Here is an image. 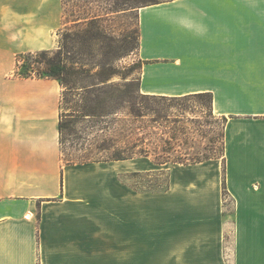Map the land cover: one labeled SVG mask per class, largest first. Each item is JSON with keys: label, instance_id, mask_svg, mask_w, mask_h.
<instances>
[{"label": "crops", "instance_id": "0c3cea01", "mask_svg": "<svg viewBox=\"0 0 264 264\" xmlns=\"http://www.w3.org/2000/svg\"><path fill=\"white\" fill-rule=\"evenodd\" d=\"M62 25V0H0V264H264V0L138 9L140 91L223 118L221 159L192 163L62 162L59 81L13 75Z\"/></svg>", "mask_w": 264, "mask_h": 264}, {"label": "rangeland", "instance_id": "374dc122", "mask_svg": "<svg viewBox=\"0 0 264 264\" xmlns=\"http://www.w3.org/2000/svg\"><path fill=\"white\" fill-rule=\"evenodd\" d=\"M159 1L62 0L63 25L51 50H60L74 86L60 104L63 163L104 159L132 144L133 151L170 163L221 159L223 118L212 112L208 95L167 100L139 89L138 9ZM86 109L113 112L91 116L82 114ZM126 179L135 187L163 188L167 175L158 170Z\"/></svg>", "mask_w": 264, "mask_h": 264}, {"label": "trees", "instance_id": "16d2710c", "mask_svg": "<svg viewBox=\"0 0 264 264\" xmlns=\"http://www.w3.org/2000/svg\"><path fill=\"white\" fill-rule=\"evenodd\" d=\"M17 60L14 70V76L19 77H45V78H54L57 79L61 85V87L64 88L63 92L61 93V98L65 94V92L71 90L74 86L70 83V79L65 76L67 73V65L65 64L64 59L61 56L60 50L53 51L51 49L49 50H39L35 52H23L17 54ZM75 63V62H73ZM40 65V66H39ZM74 65V64H72ZM144 94V93H143ZM151 98H161V99H175L179 97H185V96H201V95H208L210 97V103H211V96L209 93L203 92V93H193L183 96H164V95H154V94H144ZM87 106V105H86ZM84 115H91V116H105L108 117L113 111H108L107 113L101 112L96 113L93 110H81ZM134 117H137L138 113L131 112ZM59 131L61 130V120L58 124ZM134 144H132L129 147L126 148H114V150L111 152L112 154L104 159H96V160H117V159H127L132 158L136 156H149L148 152L145 150L140 151H133ZM150 157V156H149ZM154 162L156 163H164L167 160L160 161L156 158L150 157ZM212 158V157H209ZM208 159V158H205ZM204 160V159H202ZM201 160L193 161L198 162ZM73 163V162H69ZM184 163V162H179ZM186 163V162H185ZM192 163V162H188Z\"/></svg>", "mask_w": 264, "mask_h": 264}]
</instances>
